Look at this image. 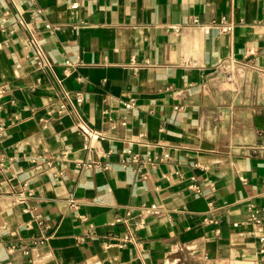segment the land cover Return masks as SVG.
<instances>
[{"label": "crops", "instance_id": "1", "mask_svg": "<svg viewBox=\"0 0 264 264\" xmlns=\"http://www.w3.org/2000/svg\"><path fill=\"white\" fill-rule=\"evenodd\" d=\"M263 213L264 0H0V264H264Z\"/></svg>", "mask_w": 264, "mask_h": 264}, {"label": "built area", "instance_id": "2", "mask_svg": "<svg viewBox=\"0 0 264 264\" xmlns=\"http://www.w3.org/2000/svg\"><path fill=\"white\" fill-rule=\"evenodd\" d=\"M212 29H217L220 33H229V32H231L234 29V24L231 21H229L226 17H222L220 19V21L214 22L210 27H207L205 29V31H206V33H210V31ZM66 65L67 66H71L72 63L70 61H67ZM77 101H78V103H80L82 101V97H81L80 94L77 97ZM132 105H133V102L130 101L127 104V107L130 108ZM83 130L86 133H88L87 129L84 128ZM132 162L137 164L138 165V170L141 171L143 169L145 163H150L151 159L148 157L146 159V161H145V160H141L138 155H134L132 157ZM155 208H156L155 206L151 207V209H155ZM263 215H264V213H263ZM132 216H133L132 213L128 212L124 218L117 217L115 219V221L112 223V225H115V224H118V223H127V221H129V219H131ZM249 220L251 222L256 223L257 225H261L262 223H264V216L263 217H258L256 214H251ZM210 223H214V222L210 221ZM140 228L141 229L143 228V223L142 222H138L135 225L134 229H140ZM262 240L264 241V238ZM133 243H134V230L133 229H128L127 232H124L122 235L119 236V238L117 239L116 245L119 246L120 248H125V247H128L129 245H131Z\"/></svg>", "mask_w": 264, "mask_h": 264}]
</instances>
